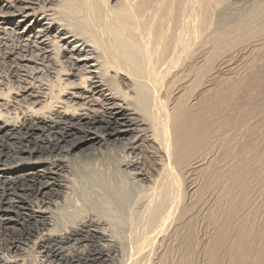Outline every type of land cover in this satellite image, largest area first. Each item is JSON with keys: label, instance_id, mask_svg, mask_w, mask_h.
Wrapping results in <instances>:
<instances>
[{"label": "bare ground", "instance_id": "bare-ground-1", "mask_svg": "<svg viewBox=\"0 0 264 264\" xmlns=\"http://www.w3.org/2000/svg\"><path fill=\"white\" fill-rule=\"evenodd\" d=\"M106 2L0 0V264H264V0Z\"/></svg>", "mask_w": 264, "mask_h": 264}, {"label": "rangeland", "instance_id": "rangeland-1", "mask_svg": "<svg viewBox=\"0 0 264 264\" xmlns=\"http://www.w3.org/2000/svg\"><path fill=\"white\" fill-rule=\"evenodd\" d=\"M116 1H118V0H116ZM115 2V0H107V4L109 5L110 3L112 4V3H114ZM110 4V5H111ZM7 39H11V40H6L5 41V43H3L2 41H0V73H2L3 74V76H7L8 75V70H9V67H10V65L9 64H7L6 62L4 63V60H3V57H1V55L3 56V54L7 51V50H10V48L11 49H13L15 46L13 45V44H15L16 42L14 41V40H12V38L11 37H9V38H7ZM9 43V44H8ZM7 45V46H6ZM9 45H10V47H9ZM11 45H12V47H11ZM8 47V48H7ZM3 49V50H2ZM2 61V62H1ZM4 65V66H3ZM8 65V66H7ZM3 66V67H2ZM7 74V75H6ZM50 161V160H49ZM6 176H8V177H13V176H15L14 174H7V175H5V177ZM38 251H40V250H38ZM42 251H44V250H42ZM15 252V251H14ZM13 252V253H14ZM34 253V252H33ZM26 255H28V254H26ZM30 255H32V252H30ZM200 257V256H199ZM198 256H196V259H195V261L193 262V264H204V261H202V259L201 258H199ZM198 259V260H197ZM183 264H190V263H184L183 262Z\"/></svg>", "mask_w": 264, "mask_h": 264}]
</instances>
